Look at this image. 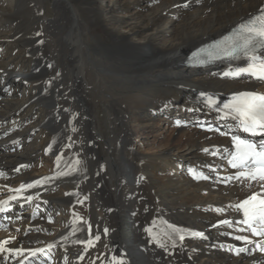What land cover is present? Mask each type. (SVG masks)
<instances>
[{"label":"bare ground","instance_id":"1","mask_svg":"<svg viewBox=\"0 0 264 264\" xmlns=\"http://www.w3.org/2000/svg\"><path fill=\"white\" fill-rule=\"evenodd\" d=\"M46 1L0 0V77H10L0 79V200L16 195L9 188L77 171L23 192L34 199L13 201L9 212L0 213V228L6 229L0 230V240L11 239V248L33 249L49 239L41 243L45 249L55 244L49 258L25 259L26 252L5 259L3 253L0 264L21 259L25 264H111L120 252L130 264H264V253L254 245L239 256L227 250L245 246L234 235L258 238L211 227L239 218L228 206L259 187L218 183L210 173L212 179L197 181L188 173L190 167L208 173V164L218 166L221 176L236 171L226 159L202 151L231 150L232 141L195 126L196 121L222 131L234 121L218 119V111L199 102L200 93L222 107L239 92L264 95V81L223 76L244 66V59L202 70L184 65L191 50L259 13L264 0H49L52 11ZM52 78L50 92L43 90L44 80ZM166 103L170 107L162 111ZM189 107L202 110L189 112ZM60 117L71 121L65 138ZM177 120L187 126H176ZM77 216L91 217L93 224L107 218L111 235L85 252L74 241L87 236L68 229ZM150 220L149 228L161 235L171 224L204 232L205 238H187L175 248L166 242L165 251L148 233L137 235L140 221L147 228Z\"/></svg>","mask_w":264,"mask_h":264},{"label":"snow or ice","instance_id":"2","mask_svg":"<svg viewBox=\"0 0 264 264\" xmlns=\"http://www.w3.org/2000/svg\"><path fill=\"white\" fill-rule=\"evenodd\" d=\"M36 35L39 36L40 33ZM262 52H264V9H260L259 15L253 16L246 22L237 25L228 35L223 36L205 48L199 49L197 53L193 54L190 61L193 66H204L217 61L232 62L243 58L246 61L244 66L238 65L230 68L223 73V76L233 79L248 76L264 81V54H261ZM59 75L60 73L56 74L57 77ZM48 83L50 84L51 82L49 81ZM199 102L209 110L218 111V119H231L234 121V125L228 126L227 131H222L219 128L213 129L210 124L204 121H196L195 126H199L206 131H218L221 136H231V150L227 148L222 150L219 146H212L205 147L202 151L212 157L226 159L228 167L236 171L232 174L221 176L218 166L208 164L205 165L208 173L202 169L190 167L188 169L189 175L194 180L200 181L210 180L212 179V175L210 174H215V180L218 183L230 184L239 182L246 188H252L254 185L259 187V191H254L245 199L228 206L239 214V218L219 220L215 224H212L211 227L219 228L220 226H227L233 232H247L250 233L251 237L258 238L253 240L248 235L232 236L231 232L228 233V235L232 236V239L245 245L243 247L229 245L227 250L234 255L239 256L242 253L252 251L253 249H250L247 245H254L255 251L264 253V239H261L264 238V140L257 143L252 139H246L234 134L236 131H239L246 133L249 137H264V95L250 91L239 92L234 94L222 107H218L217 100L212 95L202 92L200 93ZM169 107L170 104L166 103L162 111ZM201 110L198 107L187 108L189 112ZM64 111H68V109H64ZM73 119H75V115ZM182 124L187 126V122L176 121V126L179 127ZM72 131L76 132L77 129L73 127ZM68 139L71 140L72 137H68ZM49 148H51V145ZM56 160L57 168H59L61 156L58 155ZM80 163L81 161H76L77 165ZM21 167H28V165H21ZM16 171H19V168ZM76 171L77 169L74 167L71 172L59 171L55 176L42 177L31 183L21 184L15 189L9 188V191L15 192L16 195H11L7 199L0 200V213L9 212L13 201L23 199L30 203L34 199L32 195L23 196V192L41 187L60 176L71 175ZM0 177H4L3 172H0ZM65 195H69V193H65ZM20 207H23V204H20ZM209 210L217 214L224 212L223 208H210ZM76 219L80 221L82 218L77 216ZM82 223L87 225V238L74 241V243L84 245V251L87 252L90 247L95 246L94 241H100L101 236L99 234L93 236L92 225L88 221H82ZM0 227L3 226L0 225ZM80 230L84 231L83 228ZM108 232L109 229L105 228L104 235H107ZM145 232L149 234L150 240L155 242L157 247L163 248L165 251H167L166 242H170L171 246L175 248L178 244L182 245L187 238H205L204 232L181 229L171 224L168 225L162 235L153 232L150 228H146ZM12 239L15 238L13 237ZM11 242V239L0 240V254H8L4 257L5 259L9 257H25V253L27 252L28 257H25V259L33 258L34 260H39L40 257H43L44 260H47L50 250L55 247V244H48L46 249L11 248L8 247ZM220 247L223 249L224 246L220 245ZM83 258V255H81L80 259ZM25 259H21L20 264H25ZM41 264H43V261H41ZM111 264H130V261L125 252H120L118 256L114 255L112 257Z\"/></svg>","mask_w":264,"mask_h":264},{"label":"rangeland","instance_id":"3","mask_svg":"<svg viewBox=\"0 0 264 264\" xmlns=\"http://www.w3.org/2000/svg\"><path fill=\"white\" fill-rule=\"evenodd\" d=\"M46 4L49 7V10L52 11L49 0L46 1ZM153 6H152V8L155 7V6L154 7ZM94 45L96 46L95 43H94ZM94 45H93V47H95ZM7 78H10V77H4V76H1L0 77V79H4V80L7 79ZM49 81L51 82L50 84L48 83ZM54 83H55V80L53 78L52 79H45L44 82H43V85H44L43 90H46L47 89L50 92V90H51L52 86L54 85ZM57 113H58V111H57ZM68 121H69V119H62L61 117L59 118V121H58L59 122V127L58 128L60 129L61 138H65L64 133H65V131L66 132L68 131V129L66 128V125H67V122ZM170 128L171 127H169V129L168 128L164 129V133L168 134V132H170V130H171ZM72 134H73V131H72ZM16 151H18V150H16ZM40 167L42 168L43 167V164H40L39 165V168ZM133 213H134V216H135L136 213H137V210L136 211H133ZM82 221H84V220L74 221L72 223V228H68L69 229V233H71L72 235H78V233L81 232L82 235L87 236V225L86 224H83ZM42 222L45 223V224H47L44 221H42ZM88 222L92 225V234L94 236L96 234H99L101 236V238H103V237L106 236V235H104V229L105 228H108L109 229L111 227V222L107 218H106V220L102 221L101 223L97 222V223L93 224V222L91 221V217H88ZM140 222L143 225V227L141 228L140 233H138L137 235H139L140 237H144L145 236V229H146L145 227L147 226V224H146V222L143 224V221H140ZM150 224H151V220H150V223H149V225H148L147 228H149ZM47 225H50V224H47ZM81 228H83L84 231H81L80 230ZM0 230H3L4 231L6 229L0 228ZM107 235H111V230L110 229H109V232H108ZM48 240L39 241L36 246L32 247L33 250L39 249V248H45L44 246H41V243L47 242ZM98 242H100V241H98ZM29 249H31V248H29Z\"/></svg>","mask_w":264,"mask_h":264}]
</instances>
